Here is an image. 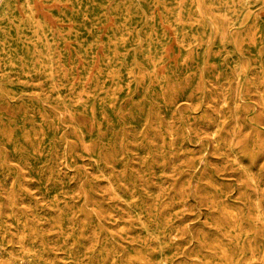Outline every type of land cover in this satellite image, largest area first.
Returning a JSON list of instances; mask_svg holds the SVG:
<instances>
[{"label": "rangeland", "instance_id": "1", "mask_svg": "<svg viewBox=\"0 0 264 264\" xmlns=\"http://www.w3.org/2000/svg\"><path fill=\"white\" fill-rule=\"evenodd\" d=\"M0 264H264V0H0Z\"/></svg>", "mask_w": 264, "mask_h": 264}, {"label": "bare ground", "instance_id": "2", "mask_svg": "<svg viewBox=\"0 0 264 264\" xmlns=\"http://www.w3.org/2000/svg\"><path fill=\"white\" fill-rule=\"evenodd\" d=\"M253 235V234H252ZM251 250V249H250ZM251 252V251H250Z\"/></svg>", "mask_w": 264, "mask_h": 264}]
</instances>
